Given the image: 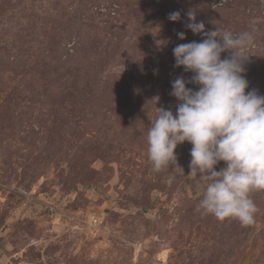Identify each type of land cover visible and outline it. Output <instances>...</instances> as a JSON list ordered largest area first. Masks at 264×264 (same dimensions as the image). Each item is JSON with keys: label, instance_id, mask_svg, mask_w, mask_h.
I'll use <instances>...</instances> for the list:
<instances>
[{"label": "rangeland", "instance_id": "rangeland-1", "mask_svg": "<svg viewBox=\"0 0 264 264\" xmlns=\"http://www.w3.org/2000/svg\"><path fill=\"white\" fill-rule=\"evenodd\" d=\"M253 29L246 91L264 96V0H0V264H264V191L253 225L220 222L197 210L190 143L179 168L147 154L175 79L199 90L174 48Z\"/></svg>", "mask_w": 264, "mask_h": 264}, {"label": "clouds", "instance_id": "clouds-1", "mask_svg": "<svg viewBox=\"0 0 264 264\" xmlns=\"http://www.w3.org/2000/svg\"><path fill=\"white\" fill-rule=\"evenodd\" d=\"M169 19L178 22L180 13ZM188 19L187 28L194 34L204 32L194 13H188ZM254 31L207 32L201 43L175 47V67L194 73L187 83L199 90L187 88L183 77L175 79L171 95L179 101L176 115L157 108L147 134L148 158L157 173L178 167L177 146L190 143L189 176L204 182L197 210L220 222L237 220L244 227L255 223L259 211L251 194L264 191V96L255 89L246 91L244 78L248 56L243 51L255 46ZM223 53L229 55L222 59ZM221 161L226 167L216 171Z\"/></svg>", "mask_w": 264, "mask_h": 264}]
</instances>
